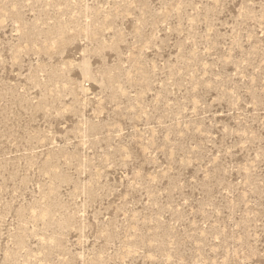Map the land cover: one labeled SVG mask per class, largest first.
<instances>
[{"label":"rangeland","instance_id":"obj_1","mask_svg":"<svg viewBox=\"0 0 264 264\" xmlns=\"http://www.w3.org/2000/svg\"><path fill=\"white\" fill-rule=\"evenodd\" d=\"M0 264H264V0H0Z\"/></svg>","mask_w":264,"mask_h":264}]
</instances>
